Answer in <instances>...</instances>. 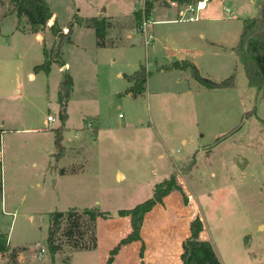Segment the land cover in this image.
I'll return each mask as SVG.
<instances>
[{"label":"rangeland","instance_id":"rangeland-1","mask_svg":"<svg viewBox=\"0 0 264 264\" xmlns=\"http://www.w3.org/2000/svg\"><path fill=\"white\" fill-rule=\"evenodd\" d=\"M46 1L60 27L69 28L75 15L84 22L72 26L74 44L67 41L70 28L61 32L62 38L44 28L39 44L29 35L26 64L10 69L8 97L0 98V121L5 122L0 127L1 181L8 212L0 209V243L10 248L9 236L13 248L0 252V264H17L18 256L20 264H99L116 245L105 235L107 229L100 226L94 255L72 254L67 263L68 246L54 256L46 247L51 213L128 210L151 198L154 185L170 174L197 207L204 222L203 239L222 264H264V88L257 91L249 85L234 50L243 21L256 16L259 0H208L197 23L154 26L155 36L161 32L165 38L153 41L151 36L149 45L133 20L145 0ZM154 5L162 6L161 0ZM164 11L156 9L154 19L163 17ZM204 11L208 17L203 19ZM99 14L105 21L107 16L116 18L112 38L125 29L134 32L122 45L97 47L94 30L83 25ZM12 20L16 19H9V26ZM152 20L148 19V30ZM106 24L109 29L111 24ZM194 26L214 44L198 39L189 29ZM180 46L189 50L190 58L185 59L201 76L219 82L233 74L235 86L210 90L192 79L188 69L181 75L159 71L179 60L175 51ZM42 48L52 61L50 71L31 70V79L28 67L44 61ZM63 62L68 64L66 74L60 70ZM139 64L151 74L148 91L159 94L150 98L147 89L137 97L127 93L125 77ZM70 77L73 86L66 97L62 87ZM62 102L68 115L64 126L59 120ZM253 110L255 114L245 116ZM48 116L55 122H47ZM85 127L89 135L80 131ZM84 134L98 140L97 148L90 141L78 153L81 162L85 158L84 173L59 176L56 166L66 160L57 163L53 153L75 146ZM159 153L163 160L157 159ZM160 166L165 174L152 176V169ZM118 170L125 174L121 181L114 176ZM88 236L89 231L85 240Z\"/></svg>","mask_w":264,"mask_h":264},{"label":"trees","instance_id":"trees-1","mask_svg":"<svg viewBox=\"0 0 264 264\" xmlns=\"http://www.w3.org/2000/svg\"><path fill=\"white\" fill-rule=\"evenodd\" d=\"M193 1L198 0H161V3L163 7L169 8L170 3L172 2L177 5H183L190 4ZM154 3H156V0H145L143 7L134 13L138 30L143 20H148V17L155 6ZM1 9L4 10L0 12V22L6 16L16 14L18 18H26L27 23L30 26L31 33L42 32L46 27H48L50 33L54 36H57L61 32L56 19L53 18V13L51 12L49 4L46 0H0V10ZM83 22L84 20L75 15L69 27L70 29L67 27L69 32L71 31L73 24L82 25ZM87 25L94 30L95 36L98 40L97 44L100 47L102 45L101 42L107 33V29L109 27L108 24H106V21L103 18H92L89 22H87ZM67 41L70 42L69 40ZM234 50L237 54H239L249 85L255 86L257 91L263 89L264 0L258 1L256 16L243 21V29ZM43 56V63L36 65L33 68V72L35 74L40 71L45 73L50 71L52 61L46 57L44 49ZM64 65V63H61L60 67H63ZM186 69L190 71L191 78L206 89H229L235 86V78L233 74L222 81H213L201 76L197 67L193 63L185 60L175 61L170 65L161 66L159 71H183ZM150 75L151 74L146 70V67L144 65H140L135 72L125 77L129 83H132L131 86L127 88V93L133 97H137L144 93L146 82ZM63 85L67 89V97L69 93L68 91L72 86L71 79L66 80ZM251 113L255 114V110L245 114V116L247 117ZM59 120L62 125H64L67 120L66 107L63 102L60 106ZM59 155L60 154H57L56 157ZM1 173L2 166L0 163V197L2 195ZM172 191H179L182 195L184 205L188 204V197L182 187L177 183L174 176H170L168 179L154 185L151 198L137 204L131 209L119 210L117 212L119 217L128 216L130 218L131 232L110 250L106 264H112L114 256L118 254L122 246L134 241L142 242L140 230L145 214L150 212L155 205L162 203V199ZM99 218L107 219L109 218V213L101 212L96 208L82 210L70 209L65 212L51 213L50 226L46 239V247L49 254L51 256L56 255L61 251L64 245L69 247L70 252L94 250L97 246L96 222ZM84 226L86 227V230L83 229ZM203 227V222L198 215L190 222V236L182 243V253L180 255L181 264H222L211 243L199 238ZM88 231L89 236L88 239L85 240V235ZM7 250L8 249L6 248L5 243L1 242L0 252H5ZM143 252L144 245L142 243L139 254L140 258L143 257Z\"/></svg>","mask_w":264,"mask_h":264},{"label":"crops","instance_id":"crops-1","mask_svg":"<svg viewBox=\"0 0 264 264\" xmlns=\"http://www.w3.org/2000/svg\"><path fill=\"white\" fill-rule=\"evenodd\" d=\"M143 4H144V1L142 2L141 8L143 7ZM160 8L163 10H166V11H164L165 12L164 16L160 17L159 19H154V12L156 11V9H160ZM207 8H208V5H207L206 9ZM205 11L203 12V15H202L203 19L208 17V16L205 17L206 15H208V14H206ZM132 13L129 16H131ZM188 16H191V15H187V17ZM77 17H79V16L77 15ZM107 17H109V18L106 19V21L108 23H110L111 26L109 29H107V34L105 35L104 39L102 40V42H101L102 45L100 47L97 44L98 40L96 38V45L99 48L117 47L119 45H122L124 37L129 36L131 32H134V31H130L128 29H125V32L122 33V35H120L117 38H112L110 31L114 28L113 21H115L116 18H114L113 16H107ZM177 17H178V8L177 7L170 6L169 8H166L163 6H156L155 5L153 7L151 13H150V16L148 17V19H151V18L153 19L151 21L152 26H151V28H149L150 30H148L147 24H146L143 32H141V33L144 34L146 39H149V37L151 38V36H152L153 41H155L157 39L165 38V36H163V33L158 32V37H156L154 26L180 24V23H183V24L188 23L190 25L192 23H197L201 20V18H199L196 21H177L176 20ZM53 18L56 19V21H57V18L55 17L54 14H53ZM100 18H104V15L99 14L98 19H100ZM9 19H16V20H12V24L9 26L7 23ZM133 20L135 21L134 16H133ZM147 22H148V20H147ZM83 27H88V25L85 24V25H83ZM195 27H198V26H194L193 28H189V29H192L191 31H193L194 35L198 39L206 40V38H207L206 35H204V33L199 31L198 29H194ZM59 28L61 29V32L66 31L68 29L67 26L66 27H62V26L60 27L59 26ZM71 31L69 34V41L71 44H74V42L70 39V36L72 34ZM186 34L188 36L191 35V33H189V34L186 33ZM25 35H27V36H25ZM29 35L34 36L37 44L42 43V41H44L42 39V34L40 32L39 33H31L30 26L27 23V20L25 17L18 18L16 16V14H12V15L6 16L0 22V98L1 99L8 97V94H9L10 84H11V82H9V80H8L9 77L11 76L10 69L13 68L14 64H16V63H19L20 66H23L26 64V60H27L26 52H28L30 50V46H31L30 40L28 39ZM24 37H27V38L24 39ZM206 41L208 43L214 44V40L207 39ZM185 42L186 41H184V43ZM41 52L43 53V48H42ZM175 55L179 57L178 58L179 60H177V61H181V60L188 61L186 59L190 58V57H188L189 56V50L185 49V47H182V46H180L179 49H177L175 51ZM190 60L193 61L192 59H190ZM63 63L65 65L63 67H60V70L64 69L63 72H65V74H66L67 69H68V64L65 62H63ZM146 63H147V65H149V62L146 61ZM170 64H167V65H170ZM139 65H141V64H139ZM35 66L29 65V67H28L27 72L29 73L28 76L31 79H34V76L32 75L31 72L33 71V68ZM163 66H165V65H163ZM138 67L139 66H137L136 68L138 69ZM136 70H134V72ZM172 71H176V72H173L175 74L176 73H178L179 75L182 74L181 70H171V71H166V72L161 71V72L171 74ZM117 76L119 78H121V77H123V73L118 72ZM70 79H71L72 86H73V80L71 77H70ZM131 84L132 83H129V86H131ZM146 89H147V93H146ZM221 90H224V89H221ZM145 93H146V96H149L150 98L152 95L159 94L158 92H154L156 94H150V91H148V79H147L146 86H145V92L142 93L141 95H143ZM189 94H191V91H189ZM26 95H29V92L27 90H26ZM67 118H68V115H67ZM119 118H121V117H119ZM122 119H123V117H122ZM95 121H96V119H95ZM149 122L151 124L153 123V119L151 116H149ZM4 124H5V122H2V120H1L0 121V127L4 126ZM96 124H97V122H96ZM0 130H1V132L4 131L2 128H0ZM98 130H99V127L96 126L95 132H98ZM80 131H83V133H87L88 135L90 132L87 129V127L83 128ZM88 135L84 134L83 137H80L78 144H76L75 146L73 145V146H66V147L62 146L61 147L60 155L58 157H56V161L58 163V162L65 159L66 163H65V165H60L59 167L56 166V169L59 173V176H61V177L75 176V175H79V174L84 173L83 161H85V158L82 157L83 160L81 162V156L82 155L80 156L78 153L79 152L82 153L84 151L83 148L86 146V144H90V141H91V144L96 146V148H97V144H98V140L93 134L91 135V137L89 136L90 138L88 137ZM77 137H79V136H77ZM117 141L119 142V140H117ZM57 154H59V153H57ZM57 154L53 153L54 156ZM157 159L163 160L164 155L162 153H159L157 155ZM168 163H170V162L168 161ZM151 172H152L151 173L152 176L160 175V174H163L165 172V168L160 166L159 168L152 169ZM114 176H115V179L117 181H121L125 178V174L119 170L115 172ZM170 176H171V174L169 175V177ZM1 179H2V173H1ZM177 181H178V179H177ZM154 184L155 183H153V185ZM178 184L181 186V183L179 181H178ZM183 191L185 192L184 189H183ZM186 196L188 197V204L184 205L183 198H182L180 192L179 191H172L171 193H169L167 196H165L162 199V203L155 205L150 212L145 214L144 219H143V223L141 226V230H140V237H141L142 242L134 241L132 243H129L127 245L122 246L120 248L118 254L114 256L112 264H181L180 255L182 253V243L186 238H188L190 236V231H189L190 222L195 218V216H197V215L199 216V214H198L199 212H198L197 207H194L192 205L193 202L187 194H186ZM0 200H1L0 201V209L2 208V211L7 214L8 212L6 211V199L4 198L3 187H2V195L0 197ZM118 211L119 210L112 208L111 211L105 210L102 212H107V213H110V215H111L113 213L117 214ZM100 226H103L107 229L106 230L107 233L105 235L107 236V238L112 239L111 245L115 244V243L117 245V243L121 239L126 237L131 232L130 218L128 216L119 217L117 215L115 217L110 216L107 219L99 218V219H97V222H96V238H97L96 248L94 250H91V251L71 252L69 254V261L67 263L70 262V259L72 258L71 257L72 254L82 253V254L94 255L96 253V251H98V248L100 245V239H99V228H100ZM203 226H204V222H203ZM203 234H204V227H203L202 232L199 235V238L201 240L205 241L206 239H203ZM8 241H9L8 245L10 246V248H8L7 251L10 252V250H12L13 247L11 246V241L9 240V236H8ZM142 243L144 245V252H143V257L140 258L139 254H140V249H141ZM116 245H114L112 248H114ZM110 250H108V253ZM5 253H7V252L5 251L4 254ZM0 254H3V253H0ZM108 257H109V255L107 254L104 257L100 258L97 262L99 264H106ZM20 258H21V256H18L17 258H15V261H18L17 264H20V262H19Z\"/></svg>","mask_w":264,"mask_h":264},{"label":"built area","instance_id":"built-area-1","mask_svg":"<svg viewBox=\"0 0 264 264\" xmlns=\"http://www.w3.org/2000/svg\"><path fill=\"white\" fill-rule=\"evenodd\" d=\"M171 6H175L178 8V17L176 18L177 21H196L199 19L198 13L205 10L208 5V0H198L196 3L188 4L183 8H179L178 5L174 2L170 3ZM225 12L228 13L229 16H232V12L229 9H225ZM187 15H191L188 16ZM147 24V20H143V26H140L141 30H144V27ZM150 39V37H149ZM149 39H146V45H149ZM119 117H122L120 114ZM47 122H55V119L51 116L47 117ZM43 252V250H42Z\"/></svg>","mask_w":264,"mask_h":264},{"label":"water","instance_id":"water-1","mask_svg":"<svg viewBox=\"0 0 264 264\" xmlns=\"http://www.w3.org/2000/svg\"><path fill=\"white\" fill-rule=\"evenodd\" d=\"M59 35V37L60 38H62L63 36H64V34L63 33H60V34H58ZM62 90L64 91V94H65V96H66V93H67V89L63 86L62 87ZM115 217V216H117V214L116 213H113V214H111V215H109V217Z\"/></svg>","mask_w":264,"mask_h":264}]
</instances>
